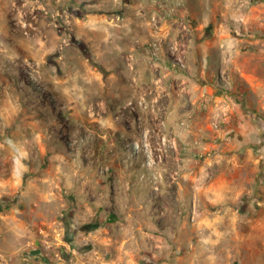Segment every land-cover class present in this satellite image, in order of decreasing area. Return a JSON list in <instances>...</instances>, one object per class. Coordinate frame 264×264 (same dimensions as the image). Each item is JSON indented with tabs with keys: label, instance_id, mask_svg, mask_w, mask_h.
Returning <instances> with one entry per match:
<instances>
[{
	"label": "rangeland",
	"instance_id": "374dc122",
	"mask_svg": "<svg viewBox=\"0 0 264 264\" xmlns=\"http://www.w3.org/2000/svg\"><path fill=\"white\" fill-rule=\"evenodd\" d=\"M256 123L264 0H0L2 264H264Z\"/></svg>",
	"mask_w": 264,
	"mask_h": 264
},
{
	"label": "crops",
	"instance_id": "0c3cea01",
	"mask_svg": "<svg viewBox=\"0 0 264 264\" xmlns=\"http://www.w3.org/2000/svg\"><path fill=\"white\" fill-rule=\"evenodd\" d=\"M257 124V123H256ZM253 124L252 125V129L255 132L254 135L253 133L250 136H255L256 138H254L256 141H263V136L260 133L262 131V129L259 127V125L257 124ZM247 128V126H246ZM245 129V128H243ZM254 140V141H255ZM261 143V142H260ZM261 146V144H259ZM254 146V145H253ZM236 157V156H235ZM262 157V156H261ZM259 157V155H255L252 158H246V159H242L241 157H239L237 160H233V158H230L229 156H219L218 158H216V162L219 164H227L230 175L228 176L229 180L228 183H226L229 187H238L244 184V179L243 177L241 178V181L236 180V176L240 175L238 172H242V174L246 173L245 171L248 172V179L255 181V177L258 176V171H261L264 169V158ZM237 158V157H236ZM218 167V165H217ZM220 170L224 169V167L222 165L219 166ZM239 170V171H238ZM250 175H252L253 177H250ZM262 175V174H261ZM260 175V176H261ZM262 178V177H260ZM252 189V188H251ZM217 211L221 212V215H218V219H225L227 216H224V212L228 211V220H231L236 218V208L234 205H222L221 209H217ZM0 254H4L1 253ZM0 264H2V261L0 259Z\"/></svg>",
	"mask_w": 264,
	"mask_h": 264
},
{
	"label": "bare ground",
	"instance_id": "6f19581e",
	"mask_svg": "<svg viewBox=\"0 0 264 264\" xmlns=\"http://www.w3.org/2000/svg\"><path fill=\"white\" fill-rule=\"evenodd\" d=\"M136 76H137V72H135V68L131 69L128 74H125L127 81H129V83H131V85H130L129 89H127V90H124L122 88L119 89V91L121 92V93H119V96H126L129 98V104L127 105V107H129L131 105H137V101L142 100V102L140 104L141 108L149 115V118L156 123L155 126H157L159 118H160V109L158 107L160 106L161 100L159 98H158V100H156V99H154L152 101L147 100V98H146L147 94H145L144 90L139 87V85L141 83L140 77H138V76L136 77ZM121 83H123V82H121ZM123 84H125V83H123ZM137 86L139 88H137ZM142 95H144L146 97L143 98ZM86 99H89V98H86ZM119 119H121V117Z\"/></svg>",
	"mask_w": 264,
	"mask_h": 264
}]
</instances>
